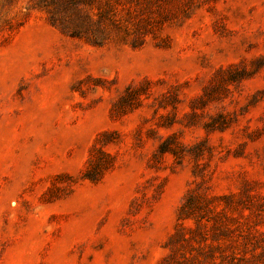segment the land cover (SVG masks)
I'll return each instance as SVG.
<instances>
[{
  "label": "rangeland",
  "instance_id": "374dc122",
  "mask_svg": "<svg viewBox=\"0 0 264 264\" xmlns=\"http://www.w3.org/2000/svg\"><path fill=\"white\" fill-rule=\"evenodd\" d=\"M57 4L0 0V264H159L196 182L264 194V0Z\"/></svg>",
  "mask_w": 264,
  "mask_h": 264
},
{
  "label": "trees",
  "instance_id": "16d2710c",
  "mask_svg": "<svg viewBox=\"0 0 264 264\" xmlns=\"http://www.w3.org/2000/svg\"><path fill=\"white\" fill-rule=\"evenodd\" d=\"M52 1L54 5L63 6L74 2ZM99 17L103 19L100 13ZM111 20L118 24L115 18ZM115 165L114 155L94 145L82 171V179L98 182ZM200 184L202 182H196L186 192L177 211V225L166 244L168 253L159 264H241L239 258L242 260V257L238 252H241V246L247 245V236L242 234L244 223L240 218H249L251 212L264 210V194L253 193L250 183L238 192L228 193H213L210 187ZM246 210L250 211L249 215ZM251 227L248 224L247 228Z\"/></svg>",
  "mask_w": 264,
  "mask_h": 264
}]
</instances>
